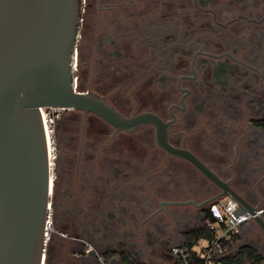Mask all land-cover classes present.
<instances>
[{
    "label": "flooded vegetation",
    "instance_id": "1",
    "mask_svg": "<svg viewBox=\"0 0 264 264\" xmlns=\"http://www.w3.org/2000/svg\"><path fill=\"white\" fill-rule=\"evenodd\" d=\"M85 5L96 10L94 29L102 40L82 58L77 50V89L105 96L126 115L156 113L168 123L167 139L172 145L190 150L237 192L246 197L250 192L255 195L258 186L264 189V0H84L83 12ZM134 81L150 87L151 93L140 95L151 107L140 109L135 104L125 110L109 92L96 89ZM75 113H81L77 171L73 191L62 193L58 201L61 214L57 215L71 233L55 230L62 240L56 242L84 245L82 253L95 256L86 248L94 246L97 233L103 231L101 243L125 246L128 224L138 219L141 239L146 234L153 240L163 232L167 240L172 238L166 234L168 227L160 232L162 219H153L168 204L161 202L172 201L167 199L173 195L188 202L169 205L188 206L195 210L193 214L205 216L213 201L209 199L221 193L193 162L158 144L154 124L134 132L118 131L93 113L85 117L80 110ZM89 116L106 125L99 129L103 136L95 139L98 155L86 145L94 140L86 135ZM140 132L150 140L140 165L155 169L144 172L141 178L146 180L139 190L148 191L146 199H154L152 194L163 196L155 208L150 207L153 201L129 200L127 160L115 147ZM107 145L110 152L102 151ZM86 151L89 162L96 157L89 173L81 176ZM150 178L152 183L147 185ZM149 221L150 227L143 228ZM65 257L76 262L68 253Z\"/></svg>",
    "mask_w": 264,
    "mask_h": 264
},
{
    "label": "water",
    "instance_id": "2",
    "mask_svg": "<svg viewBox=\"0 0 264 264\" xmlns=\"http://www.w3.org/2000/svg\"><path fill=\"white\" fill-rule=\"evenodd\" d=\"M83 6L84 0H0V264L46 263L54 177L43 107L93 113L118 131L154 124L160 146L189 159L221 189L209 200L234 197L235 217L248 210L264 234V207L190 150L172 145L169 125L156 113L126 115L105 96L77 89Z\"/></svg>",
    "mask_w": 264,
    "mask_h": 264
},
{
    "label": "rangeland",
    "instance_id": "3",
    "mask_svg": "<svg viewBox=\"0 0 264 264\" xmlns=\"http://www.w3.org/2000/svg\"><path fill=\"white\" fill-rule=\"evenodd\" d=\"M96 10L93 8L88 9L85 5V10L83 12V23L81 27V37L78 41V47L77 50L80 53V56L84 54H89L90 51L97 49L96 44L102 40L100 35L95 32L94 29V18L96 16ZM88 27L93 28L88 31ZM86 30V31H84ZM119 81V79H118ZM124 83V82H123ZM112 86V87H109ZM108 86L106 84L98 85L96 86V89L100 92L104 93H110L111 99L116 102L117 105L124 108L125 110L130 109L133 105H137L138 108H144V107H151L152 103L150 101H146L141 97L142 92L151 93L150 87L148 89L146 87L141 86V84H136V81L124 83L122 87H115V82H112ZM115 87V88H114ZM111 89H113L111 91ZM122 90V91H121ZM111 91V92H110ZM137 101V102H136ZM61 118L55 122L53 132H52V138L54 140V146H55V152H54V158H53V179H54V185H53V193H52V206H51V217H52V231L50 232V239L54 240L57 226L55 225V215H60L61 210L58 208V201L61 200L62 193L71 192L73 191V177L75 176V173L77 171L76 166V160L78 155V124L80 125L81 122V113L76 114L75 111H69L68 109H63L60 111ZM89 122H90V128L86 132L87 136H90L93 142L89 144V142H86V145L90 147H87L88 150L93 154H99L98 150V143L96 138L102 137L103 135L100 134L99 129L105 127L106 125L102 121H98L94 116H89ZM77 126V127H76ZM80 127V126H79ZM144 132L131 134L128 136L127 141L124 142V145H116V149L122 150L123 155L126 158L127 167L126 172L128 175V186H129V200L135 201L136 199H140L142 202H149L153 201V204L150 207H156L157 201L161 200L163 196H159L156 198V194H152L155 198H148L146 199V196H148L147 190H139V185L142 183V180H146L145 178H141V176H144V172L149 171L148 174H151L153 169L155 167H147V166H141L140 165V159H142L144 156V153H146L145 147H148V144L150 140L148 141L146 138L143 137ZM59 136V138H58ZM87 138V137H86ZM60 139V140H59ZM144 145V147H143ZM114 147V148H115ZM112 149L109 145L102 148V151H109ZM93 150V151H91ZM87 152V151H86ZM110 152V151H109ZM89 152L83 155L82 157V167L80 175L85 174L86 176L89 173V169L91 166V159L93 160L94 157L90 159L87 158ZM105 153V152H103ZM102 153V155H104ZM96 159V158H95ZM94 161V160H93ZM88 164V165H87ZM97 164V163H96ZM97 167V166H96ZM97 169V168H96ZM159 169V168H157ZM161 170L163 168H160ZM147 185H150L151 178L146 182ZM137 188V189H136ZM153 193V192H151ZM65 196V195H64ZM147 200V201H145ZM167 200H182V198L173 196H170ZM155 201V202H154ZM259 200H254V204H259L260 207H264V202L261 203ZM137 201H135L136 203ZM146 205V204H145ZM193 210V211H192ZM191 211L188 209V206L184 205H169L165 204L162 211L157 213V215L154 216L155 218H160V228L159 231L162 232L166 227H168V231L166 234L172 236V238L169 242L174 241L178 242L179 239L174 236L175 230L182 232V230H186V232L202 226L204 223V215L200 214H193L194 209ZM140 220L134 225H131V222L128 224L127 231H128V240L126 242L125 248L127 247L128 250L132 252V254L136 253H143V251H147V253L150 255V257H156L161 254L162 251H166L170 243L164 239V234L162 232L161 235H157V237H154L152 239H147L146 234L144 235L145 238H140L141 234H139V229L141 227ZM153 221V220H152ZM151 223L150 221L143 225V228L150 227ZM131 232H134V235H130ZM184 233H182V238L184 241ZM103 234V231L100 233H97V241L92 242V244L100 250L106 249L108 246L105 244V242L101 243L99 242V236ZM133 234V233H132ZM241 237V243H250L254 245L257 249H259L264 254V234L261 228L257 225V223L252 220L248 222L242 229L240 233ZM132 239V240H130ZM163 240L164 242H162ZM50 241V240H49ZM52 243V242H51ZM132 244V245H131ZM172 244V243H171ZM113 247L119 246L118 244L114 243L111 245ZM156 259V258H155Z\"/></svg>",
    "mask_w": 264,
    "mask_h": 264
},
{
    "label": "built area",
    "instance_id": "4",
    "mask_svg": "<svg viewBox=\"0 0 264 264\" xmlns=\"http://www.w3.org/2000/svg\"><path fill=\"white\" fill-rule=\"evenodd\" d=\"M61 108L43 107L42 112L49 140L51 162L53 164L55 144L52 132L56 120L60 116ZM240 204L228 195L214 199L209 205V216L205 221L209 236H204L191 246L183 243L172 245L170 250L174 257V264H224L223 258L228 251V243L235 234L241 233L242 227L253 220L254 215L248 210L235 217L233 212ZM259 208H261L259 206ZM261 212V209L259 210ZM52 231V221L49 222V233ZM87 253L96 256L98 264H113L96 247L86 248Z\"/></svg>",
    "mask_w": 264,
    "mask_h": 264
},
{
    "label": "trees",
    "instance_id": "5",
    "mask_svg": "<svg viewBox=\"0 0 264 264\" xmlns=\"http://www.w3.org/2000/svg\"><path fill=\"white\" fill-rule=\"evenodd\" d=\"M69 111H75V110H69ZM56 121H58V119ZM79 126L80 125L78 124V128ZM208 216H209V209H207L205 212L204 223L202 224V226L194 228L184 233L183 235L184 244L186 246H191L200 238L204 236H209L210 233L205 225V221ZM55 225L57 226V230H66L68 233H71V231L66 226L58 222L57 215H55ZM81 234L84 235V231H82ZM56 240H58L57 234L55 235L54 240L50 239L48 243L47 258L45 264L50 263V252ZM58 241H62V240L59 239ZM59 244H63V243L60 242ZM103 254L106 256L107 259H109L111 256L114 255L119 256L121 259V264H144L138 261L135 257H133L131 253L128 251V249L123 246H121V248L116 251H111V250L104 251ZM223 262L224 264H264V254L250 243H241V237L239 233V234H235L231 239V241L228 243V251L223 258Z\"/></svg>",
    "mask_w": 264,
    "mask_h": 264
},
{
    "label": "crops",
    "instance_id": "6",
    "mask_svg": "<svg viewBox=\"0 0 264 264\" xmlns=\"http://www.w3.org/2000/svg\"><path fill=\"white\" fill-rule=\"evenodd\" d=\"M256 191L257 192L254 191L256 193L255 195L253 194V192H250L246 196V198L247 199H249V198H252V199L258 198L259 199V197L257 195V193H258L261 195V198H260L261 203L264 202V189L261 188L260 186H258V187H256ZM243 227H242V229H243ZM186 231H187V229L182 230V232L175 230L174 236L176 238H178L179 241L175 242V243H174V241L169 242L170 243L169 248L166 251H162L161 254H159V256H156L155 257L156 259L154 257L151 258L150 255L145 250L143 251L142 254L140 252L136 253V254H132V252L130 250H128V251L131 253V255L133 257H135L138 261H140L144 264H174V257L171 253L170 248L172 245L180 244V243L184 242L183 238H182V233L186 232ZM83 247H84V245L79 246V245L74 244V243L73 244H71V243L70 244H67V243L66 244H59V242H54V244L52 246L51 254H50V256L52 255V257L50 258V263L51 264H98L95 256L86 255V254L82 253ZM123 247H125V246H123ZM120 248H121V246H118V247L117 246H115V247L107 246L106 249H103L102 251L103 252L108 251V250L116 251V250H119ZM66 253H68L69 257L76 258V262H72L69 259H65ZM109 260L113 264H121V259L117 255L111 256L109 258Z\"/></svg>",
    "mask_w": 264,
    "mask_h": 264
}]
</instances>
